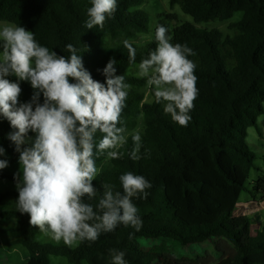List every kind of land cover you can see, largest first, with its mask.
I'll use <instances>...</instances> for the list:
<instances>
[{"label": "trees", "instance_id": "1", "mask_svg": "<svg viewBox=\"0 0 264 264\" xmlns=\"http://www.w3.org/2000/svg\"><path fill=\"white\" fill-rule=\"evenodd\" d=\"M145 1L117 0V10L103 29H87L91 0H0V21L34 32L41 45L59 55L69 56L66 45L71 43L84 67L101 83L106 84L103 69L115 59V74L124 75L131 85L121 114L128 136L121 149L124 155L97 159L100 174L93 185L98 192L90 203H98L103 183L122 192L119 177L129 171L152 183L147 199H133L143 221L139 231L121 224L95 242L76 247L41 242L37 239L40 230L30 225L29 214H21L16 207L1 210V217L16 222L4 231H17L14 243L29 251L25 264H50L53 255L64 256L72 264H112L111 250L126 252L127 264H264V227L254 233L250 218L235 214L244 191L254 195L264 191V176L249 182L258 155L248 141L249 128L258 127L264 114V0H171L172 6L179 4L197 23L228 20L242 12L241 19L232 24L233 35L190 21L172 27L161 16L158 25L168 29L171 42L186 43L196 52L189 59L197 65L199 91L186 127L164 113V105L155 101L154 88L149 87L152 100H145L146 78L129 74L131 67L155 50V35L144 44L129 41L136 48L135 63L129 62L123 41L107 43L108 38L132 39L150 31V16L140 7ZM19 83L24 102H29L34 92L31 83ZM141 119V158L132 160L131 136ZM12 131L0 113V146L6 155L19 157L8 138ZM29 135L35 134L30 131ZM101 137L98 132L97 141ZM0 178L16 184L12 173L0 171ZM18 195L12 187L0 194V203L10 197L16 201ZM130 233H134L132 239ZM142 238L160 243L146 248ZM168 239L182 246L206 244L210 248L196 256H179L169 249Z\"/></svg>", "mask_w": 264, "mask_h": 264}, {"label": "clouds", "instance_id": "2", "mask_svg": "<svg viewBox=\"0 0 264 264\" xmlns=\"http://www.w3.org/2000/svg\"><path fill=\"white\" fill-rule=\"evenodd\" d=\"M91 3L85 27L103 29L117 10V0ZM155 40V50L138 65V76L154 88L155 101L164 105V113L186 127L199 91L197 65L189 59L196 52L186 43L173 44L163 25L157 26ZM123 44L129 62L135 63L136 48L127 40ZM0 49V113L15 129L8 138L20 153L16 210L30 215V225L69 247L95 242L121 224L139 231L143 221L133 199H147L152 187L143 175L131 171L120 175L122 192L103 183L98 203H90L98 192L93 185L100 174L97 159L121 158L128 142L121 114L131 85L124 75L115 74L116 60H109L103 69L106 84L101 83L93 79L71 43L66 45L70 55H59L41 45L34 32L15 25L0 27ZM11 75L17 81L7 78ZM19 81H29L34 89L29 102L19 101ZM98 132L102 137L97 141ZM131 139L130 158L139 160L140 132H134ZM4 154L0 146V155ZM8 166V160L0 159V169ZM125 256L124 251L111 250L112 264H127Z\"/></svg>", "mask_w": 264, "mask_h": 264}, {"label": "rangeland", "instance_id": "3", "mask_svg": "<svg viewBox=\"0 0 264 264\" xmlns=\"http://www.w3.org/2000/svg\"><path fill=\"white\" fill-rule=\"evenodd\" d=\"M141 9L146 11L148 15L150 16V31L148 33H140L135 38L132 39H121L118 41H114L111 39H107V43L110 45H115L120 42L127 41H133L138 44H144L148 40L152 39L155 35V30L157 28L158 22L162 17L166 16V18L169 21V24L174 27L178 24L190 21L194 22L198 27L200 28H208V29H220L224 35H233L235 33L234 28L232 27V24L242 17V12H237L233 18L228 20H215L210 22H202L197 23L194 21V18L185 13L179 4H176L174 6L171 5V0H146L143 5L140 6ZM165 18V17H164ZM4 25H15L12 22L9 21H0V27ZM16 26V25H15ZM138 65L136 64L133 67L129 69V74L138 76ZM9 80L14 81L15 78H17L15 75H11L7 77ZM146 101L152 100V95L149 86L146 88ZM19 101L21 103H25L22 95L19 96ZM35 107V106H34ZM264 121V115H261L260 122ZM262 126V123H260ZM144 130V125L142 122V119L140 121L139 126L133 131L134 132H142ZM248 135V141L251 143V148L254 149V144L258 142V138L260 139V133L257 130L256 127H251L249 130ZM257 139V141H256ZM0 159H6L9 162V166L0 169L2 172H9L14 175H16L17 172H20V163H19V157H13L11 155H0ZM255 171H253L252 176L255 177L254 174ZM22 176V173H21ZM251 176L252 181L253 177ZM17 188L16 184L7 178H0V194L4 191L10 189V188ZM249 195L248 192H243L242 198L245 199ZM16 207V201L14 197H10L4 202L0 203V211L4 209L14 208ZM16 225V222L12 219L7 220L0 216V264H25L26 261L29 258V251L28 249L23 246L22 244H16L15 238L18 236V232L13 231H4V229L7 226ZM37 239L41 242H53L57 243L54 239L51 238L50 235H46L42 233L41 231L37 234ZM142 244L149 248L151 246H155L156 244H159V240H153V239H141ZM63 241H60L57 244H63ZM167 244L169 245V249L172 250L174 253H176L179 256H196L197 254H202L205 252L206 249H209L208 245H201V244H194V245H188V246H182L177 241L168 239ZM50 264H72L69 262V260L64 256H58L53 255L51 256V263ZM84 264H89L85 262Z\"/></svg>", "mask_w": 264, "mask_h": 264}, {"label": "crops", "instance_id": "4", "mask_svg": "<svg viewBox=\"0 0 264 264\" xmlns=\"http://www.w3.org/2000/svg\"><path fill=\"white\" fill-rule=\"evenodd\" d=\"M260 117L258 120V127H256L260 133V139L258 138V142L254 144V149H253V151L257 153L258 157L256 159V165L251 170L250 173V179H251L253 171H255L254 172L255 177L252 176L253 177L252 181L257 180L260 177L264 176V121L260 122ZM260 123H262V126L260 125ZM246 192H248L249 195L245 199H241L243 193L241 194V198L238 203L235 214L248 216L251 221L252 231L256 233L259 230H262L264 227V191H261L256 195H254L250 191H246Z\"/></svg>", "mask_w": 264, "mask_h": 264}]
</instances>
